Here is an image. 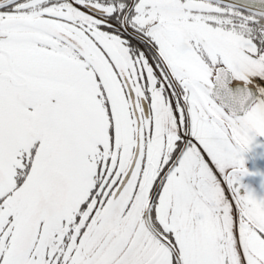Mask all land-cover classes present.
<instances>
[{
    "label": "snow or ice",
    "instance_id": "6c2138e0",
    "mask_svg": "<svg viewBox=\"0 0 264 264\" xmlns=\"http://www.w3.org/2000/svg\"><path fill=\"white\" fill-rule=\"evenodd\" d=\"M264 0H0V264H264Z\"/></svg>",
    "mask_w": 264,
    "mask_h": 264
},
{
    "label": "flooded vegetation",
    "instance_id": "af4514ba",
    "mask_svg": "<svg viewBox=\"0 0 264 264\" xmlns=\"http://www.w3.org/2000/svg\"><path fill=\"white\" fill-rule=\"evenodd\" d=\"M246 167L252 174L245 177L244 182L258 191L256 194L264 196V154L261 150L253 149L246 154Z\"/></svg>",
    "mask_w": 264,
    "mask_h": 264
},
{
    "label": "water",
    "instance_id": "95a60500",
    "mask_svg": "<svg viewBox=\"0 0 264 264\" xmlns=\"http://www.w3.org/2000/svg\"><path fill=\"white\" fill-rule=\"evenodd\" d=\"M258 139H260V140H264L263 138H258ZM256 193L258 192V191H255ZM257 195H259V194H257Z\"/></svg>",
    "mask_w": 264,
    "mask_h": 264
},
{
    "label": "rangeland",
    "instance_id": "374dc122",
    "mask_svg": "<svg viewBox=\"0 0 264 264\" xmlns=\"http://www.w3.org/2000/svg\"><path fill=\"white\" fill-rule=\"evenodd\" d=\"M259 196V195H258Z\"/></svg>",
    "mask_w": 264,
    "mask_h": 264
}]
</instances>
